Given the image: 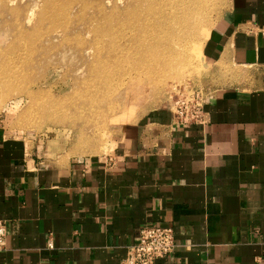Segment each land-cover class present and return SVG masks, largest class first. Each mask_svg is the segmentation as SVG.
<instances>
[{
    "label": "crops",
    "instance_id": "1",
    "mask_svg": "<svg viewBox=\"0 0 264 264\" xmlns=\"http://www.w3.org/2000/svg\"><path fill=\"white\" fill-rule=\"evenodd\" d=\"M202 55L205 123L167 104L88 156L0 125V264H119L146 225L174 231L154 264H264V0H228Z\"/></svg>",
    "mask_w": 264,
    "mask_h": 264
},
{
    "label": "rangeland",
    "instance_id": "2",
    "mask_svg": "<svg viewBox=\"0 0 264 264\" xmlns=\"http://www.w3.org/2000/svg\"><path fill=\"white\" fill-rule=\"evenodd\" d=\"M227 2L0 0V125L70 154L107 152L125 123L214 90L202 47ZM125 19L145 36L135 46ZM33 41L46 48L31 51Z\"/></svg>",
    "mask_w": 264,
    "mask_h": 264
},
{
    "label": "built area",
    "instance_id": "3",
    "mask_svg": "<svg viewBox=\"0 0 264 264\" xmlns=\"http://www.w3.org/2000/svg\"><path fill=\"white\" fill-rule=\"evenodd\" d=\"M205 97V96H204ZM178 97L171 103V113L179 125L205 123L203 99ZM6 245V225L0 219V250ZM176 247L173 228L146 225L139 230L138 241L129 249L128 257L119 264H154L156 259L169 255Z\"/></svg>",
    "mask_w": 264,
    "mask_h": 264
},
{
    "label": "bare ground",
    "instance_id": "4",
    "mask_svg": "<svg viewBox=\"0 0 264 264\" xmlns=\"http://www.w3.org/2000/svg\"><path fill=\"white\" fill-rule=\"evenodd\" d=\"M128 12H129V10H128ZM179 13H180V16H183L184 14H185V12L183 11V10H180L179 11ZM116 22V25H118V24H120V22L118 21V20H116L115 21ZM177 22L179 23V24H181V25H184V22H185V20L184 19H182L181 17H179L178 19H177ZM135 25H136V23H134V20L132 21V22H129V20H127V19H125L124 20V26H126L127 28H129V29H131V30H133V32H134V35L133 36H130V37H132V39H133V44H134V46L136 45V43L138 42V39H142V38H145V36H143V35H136V32H135ZM95 28L94 27H92V29L90 30V32L91 31H93ZM169 33L171 34V33H173L172 32V30H170L169 31ZM65 38H67V37H65ZM80 40H78V41H76L77 43L76 44H73L74 46H77V44H79L78 42H79ZM151 43H153V39L152 38H150V40H149V45H150V49L152 48V44ZM33 44L34 45H31L30 47V50L31 51H36L37 49H41V50H44L46 47V45H43V43L42 42H40V41H38V44H37V42L36 43H34V41H33ZM93 44H96V42H89L88 43V47H92L93 46ZM30 45V44H29ZM25 53V52H24ZM35 53V52H34ZM125 54H128L127 52H125ZM27 55V54H26ZM126 57H129V56H127V55H125ZM126 57H124L123 58V61H125L127 58ZM99 58V57H98ZM94 60H98V59H94ZM2 74V73H1ZM11 74H13L12 72H11ZM11 74H9V75H7V73H4L3 74V77H5V80H4V82L2 83V85L3 86H6V88H8V85L10 86V84H11V78H10V75ZM12 76V75H11ZM19 81V80H18ZM20 82V81H19ZM16 83V82H15ZM5 88V87H4ZM12 88V87H11ZM9 89V88H8ZM4 94V93H3Z\"/></svg>",
    "mask_w": 264,
    "mask_h": 264
}]
</instances>
